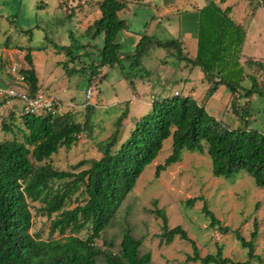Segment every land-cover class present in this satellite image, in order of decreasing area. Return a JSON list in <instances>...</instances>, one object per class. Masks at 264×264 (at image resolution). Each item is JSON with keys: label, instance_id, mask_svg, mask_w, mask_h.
Returning <instances> with one entry per match:
<instances>
[{"label": "rangeland", "instance_id": "obj_1", "mask_svg": "<svg viewBox=\"0 0 264 264\" xmlns=\"http://www.w3.org/2000/svg\"><path fill=\"white\" fill-rule=\"evenodd\" d=\"M101 2L0 0V81L8 82V87H18L13 78H16L19 69H29L24 56L30 51L40 91L60 100L58 115L70 111L72 120L83 123L85 111L76 109L84 103L96 105V112L88 127L90 136L86 137L83 133L82 140L70 150L59 149L47 162L58 171L79 173L88 169L91 161L99 156L98 144L115 131L117 118L126 113L122 124L129 126L132 120L147 115L151 111L152 96L161 101L170 98L174 91L191 94L188 91L191 89L196 97L200 96L197 100L202 98L199 104L205 105L207 102L203 94L207 86L202 82L203 73L200 69L182 68L183 64H177L170 56L164 58L166 52L162 49L152 50L141 66L124 63L123 70L102 68L95 72L97 75L91 84L89 74L94 73L92 66L100 62L103 35H95L94 29L86 32V29L99 18ZM210 2H215L222 9L230 7V19L244 30L245 42L240 51V64L244 73L252 75L258 88L264 91V69L249 64L252 59L264 62V10L257 7L261 6L260 0H126L127 10L120 14V18L126 20L128 26L117 35L116 42L121 44V52L133 53L142 35L159 39L176 38L180 41L186 37L195 38L197 8ZM70 32L75 37L73 44L80 46L70 50L72 53L61 48L69 44ZM183 44L188 45L187 42ZM76 55L80 60H77ZM12 67H15V72H12ZM67 71H71V74L67 75ZM106 73V78L98 82ZM124 74L130 81L124 78ZM164 75H167L166 86L162 83L165 81V77L162 78ZM173 80L176 82L171 87ZM128 84H133V91ZM241 86L250 88L249 77H244ZM21 88L25 89L23 86ZM226 102L223 108L224 124L230 128L242 127L243 123L230 114V110L227 111L230 99ZM246 102L240 100V104ZM248 103L255 112L248 119L250 127L264 132V99L252 96ZM11 114H14L15 122L20 123L16 119L22 114L20 106L14 102L2 103L0 141L13 138L1 130L2 123L11 121ZM17 139L20 141L18 135ZM170 153L171 140L167 139L157 158L144 169L95 245L105 252L116 253L122 235L128 230L134 239L142 241L139 254L150 253L149 264H201L189 260L188 257H193L189 242L178 238L168 245L161 242L158 235L161 233L162 220L154 214L159 209L164 212L170 229L179 226L187 233L188 238L195 243L200 258L221 249L224 258L234 262L245 261L247 251L239 246L234 232L238 231L240 236L249 240L250 234L257 228L254 253L260 259L252 260V264H264V188L255 187L252 178L244 173L229 179L214 178L208 156L186 150L182 151L178 162L156 176L155 167L163 165ZM30 161L37 165L33 160ZM50 186L55 190V183ZM82 190L80 187L71 193L62 210L83 205ZM192 198L198 201L191 207L186 206V201ZM28 205L32 215V236L43 241L60 239L61 236L56 232L53 235L49 233L50 221L60 215L59 212L49 217L42 202H28ZM204 206L213 212L223 227H228L227 233H221L217 226L213 229L209 227L201 211ZM73 235L84 240L89 234L83 228ZM96 264H103V258L99 257Z\"/></svg>", "mask_w": 264, "mask_h": 264}, {"label": "trees", "instance_id": "obj_2", "mask_svg": "<svg viewBox=\"0 0 264 264\" xmlns=\"http://www.w3.org/2000/svg\"><path fill=\"white\" fill-rule=\"evenodd\" d=\"M125 2L102 0L99 18L86 29V32L94 29L95 35H103L100 62L92 66L94 73L89 74V82H94L95 72L102 68L123 70L124 63L141 66L152 50L162 49L166 52L164 58L170 56L177 64L182 63V68L200 69L207 86L204 99L223 86L230 95L227 111L230 110L229 113L237 117L243 126L230 128L223 120L210 116L204 105L179 91H176L179 95L174 96L173 93L170 98L161 101L152 96L150 113L132 120L129 126H123L126 113H122L116 120L112 135L98 144V158L91 161L88 169L69 173L58 171L47 162L59 149L70 150L79 142L78 135L85 133L86 137L90 136L88 127L96 112V105L84 103L76 109L85 111L83 123L72 120L70 111L63 115H21L16 117L20 123H16L14 114H11V121L1 126V130L13 138L0 141V264H96L99 257L103 258V264H149L150 253L139 254L142 241L134 239L128 230L122 235L116 253L105 252L95 244L110 226L117 209L133 190L144 169L157 158L167 139L171 140V153L163 165L155 167L156 176L178 162L182 151L186 150L208 156L214 178L229 179L244 173L252 178L255 187L264 188V132L251 128L248 123L249 117L255 115L249 99L252 96L264 99V91L258 88L252 75L244 73L240 64L245 32L230 19V7L222 9L215 2H210L198 9L196 53L191 58L178 39H159L147 35L139 38L133 53L121 52L123 48L116 42V37L128 26L126 20L120 18V14L127 10ZM260 4L257 7L264 10V0H260ZM73 38L70 32L69 44L61 47L66 52L72 53L70 50L80 47L73 44ZM76 58L80 60L78 55ZM24 60L29 64V69L18 70L22 80L15 84L36 95L41 92V86L32 68L30 51ZM261 61L252 59L249 64L264 69V62ZM70 74L71 71H67V75ZM106 76L107 73L102 75L98 82ZM246 76L251 82L248 89L241 86ZM124 78L129 80L126 74ZM13 80L16 82V78ZM166 82L167 79L162 83L166 86ZM175 82H171V87ZM132 85L128 84L133 91ZM0 87H8V82L0 81ZM240 100L248 102L240 104ZM52 183L56 184L55 190L50 186ZM80 187L83 188L81 195L84 196V204L62 210L66 199ZM39 201L49 217L59 212V217L50 221L49 233L53 235L56 232L60 239L43 241L30 233L32 215L28 202ZM196 201L197 198L188 199L185 204L191 207ZM201 211L210 228L217 226L221 233L229 231L206 206ZM154 214L162 220L158 235L161 242L168 245L175 238L189 242L193 248V257H188L190 261L201 264H252V260L260 259L254 253L257 228L250 234L249 240L240 236L238 231L234 232L239 246L247 251L245 261L234 262L224 258L221 249L200 258L195 243L181 227L170 229L162 210L157 209ZM83 228L89 234L86 239L81 240L73 235Z\"/></svg>", "mask_w": 264, "mask_h": 264}, {"label": "built area", "instance_id": "obj_3", "mask_svg": "<svg viewBox=\"0 0 264 264\" xmlns=\"http://www.w3.org/2000/svg\"><path fill=\"white\" fill-rule=\"evenodd\" d=\"M15 67H12V72H15ZM22 80L21 76H16V82ZM89 91L87 96H89ZM179 95L178 92H174V96ZM0 102L10 103L14 102L16 105L21 108V115L23 116H41L48 113L55 114L57 113V108L60 106V100L56 99L50 94H44L42 92L31 95L26 90L21 87L9 86V87H0ZM83 138L82 135H78L77 139L81 141Z\"/></svg>", "mask_w": 264, "mask_h": 264}, {"label": "crops", "instance_id": "obj_4", "mask_svg": "<svg viewBox=\"0 0 264 264\" xmlns=\"http://www.w3.org/2000/svg\"><path fill=\"white\" fill-rule=\"evenodd\" d=\"M198 10V8H197ZM179 40V39H178ZM180 41V40H179ZM187 42V46H185L183 44V42ZM183 44V47L185 49V51L188 53L189 57L193 58L195 56L196 53V38L194 37H186L185 39H182L180 41ZM188 48V50H187ZM167 79V75H165V80ZM187 81V80H186ZM168 82V81H167ZM166 82V83H167ZM203 82V79H202ZM206 90V87H205ZM138 91V90H137ZM135 90V92H137ZM189 92H192L191 94H186L184 93V91H181V93L185 96L189 95L191 96L193 99H195L198 103L202 102V98L200 100H197V98L194 94H193V90H188ZM205 92V91H204ZM204 94V93H203ZM194 95V96H193ZM229 93L226 91V89L223 86H220L216 92L207 99V102L205 103V109L208 112V114L214 118H216L217 120H223V116H224V105L225 103H227L226 101L229 100ZM222 110V111H221ZM221 111V112H220ZM220 112V113H219ZM222 113V114H221Z\"/></svg>", "mask_w": 264, "mask_h": 264}, {"label": "clouds", "instance_id": "obj_5", "mask_svg": "<svg viewBox=\"0 0 264 264\" xmlns=\"http://www.w3.org/2000/svg\"><path fill=\"white\" fill-rule=\"evenodd\" d=\"M3 103V102H2Z\"/></svg>", "mask_w": 264, "mask_h": 264}]
</instances>
